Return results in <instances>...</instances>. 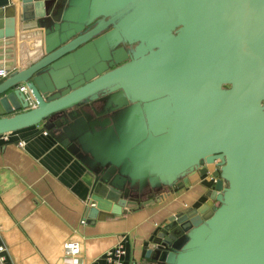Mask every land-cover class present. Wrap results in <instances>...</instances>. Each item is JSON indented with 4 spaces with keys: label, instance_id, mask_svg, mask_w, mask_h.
<instances>
[{
    "label": "water",
    "instance_id": "95a60500",
    "mask_svg": "<svg viewBox=\"0 0 264 264\" xmlns=\"http://www.w3.org/2000/svg\"><path fill=\"white\" fill-rule=\"evenodd\" d=\"M2 53L0 136L66 148L91 224L209 175L142 264H264V0H18Z\"/></svg>",
    "mask_w": 264,
    "mask_h": 264
},
{
    "label": "crops",
    "instance_id": "0c3cea01",
    "mask_svg": "<svg viewBox=\"0 0 264 264\" xmlns=\"http://www.w3.org/2000/svg\"><path fill=\"white\" fill-rule=\"evenodd\" d=\"M17 1L0 0V10ZM84 172L41 125L12 132L7 141L0 136L2 264H104L106 252L118 244L125 251L122 264H142L166 219L201 206L211 187L208 178L193 176L189 188L165 190L160 204L91 224L85 219ZM73 241L80 244V253L66 256L63 246Z\"/></svg>",
    "mask_w": 264,
    "mask_h": 264
},
{
    "label": "built area",
    "instance_id": "2783aa9c",
    "mask_svg": "<svg viewBox=\"0 0 264 264\" xmlns=\"http://www.w3.org/2000/svg\"><path fill=\"white\" fill-rule=\"evenodd\" d=\"M4 77L5 74L3 72H0V78H4ZM20 90L26 92V87L23 86L20 88ZM9 134L10 133L1 136L5 141H7ZM17 145L22 146L23 142L19 141ZM81 223L84 224V220ZM63 250L66 256L75 257L80 253V244L75 241L66 242L63 246ZM4 251L5 248L2 245H0V264H2L4 261V257H3ZM124 255H125V251L123 249V246L121 244H118L106 252L104 256V264H122V258L124 257ZM92 264H99V263L95 262Z\"/></svg>",
    "mask_w": 264,
    "mask_h": 264
},
{
    "label": "flooded vegetation",
    "instance_id": "af4514ba",
    "mask_svg": "<svg viewBox=\"0 0 264 264\" xmlns=\"http://www.w3.org/2000/svg\"><path fill=\"white\" fill-rule=\"evenodd\" d=\"M124 47H125V48H128V46H124ZM135 47H136V45L134 44L133 46L130 47V49L134 50ZM206 169L208 170L209 173H212V172L216 171L218 168L216 167V163H213V164H211V165L206 166ZM200 178H202V179H204V180H205L206 178H208L207 181L210 182V184H211V182H212V180H213V179H210V178H209V175H207V176H205V177H200Z\"/></svg>",
    "mask_w": 264,
    "mask_h": 264
}]
</instances>
